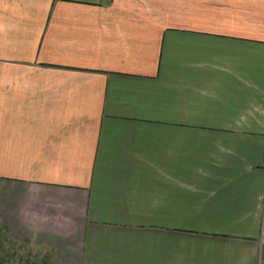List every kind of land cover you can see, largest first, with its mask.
I'll return each instance as SVG.
<instances>
[{
  "label": "crops",
  "instance_id": "crops-1",
  "mask_svg": "<svg viewBox=\"0 0 264 264\" xmlns=\"http://www.w3.org/2000/svg\"><path fill=\"white\" fill-rule=\"evenodd\" d=\"M1 233L264 264V0H0Z\"/></svg>",
  "mask_w": 264,
  "mask_h": 264
},
{
  "label": "rangeland",
  "instance_id": "rangeland-1",
  "mask_svg": "<svg viewBox=\"0 0 264 264\" xmlns=\"http://www.w3.org/2000/svg\"><path fill=\"white\" fill-rule=\"evenodd\" d=\"M4 236L5 233L0 234V255L3 257L6 264H25L22 259L26 261V259H29V256H32L31 260L34 262H39L42 259V250L39 247L29 246L24 247V249L21 248L18 251V248H15L13 244L5 240Z\"/></svg>",
  "mask_w": 264,
  "mask_h": 264
},
{
  "label": "trees",
  "instance_id": "trees-1",
  "mask_svg": "<svg viewBox=\"0 0 264 264\" xmlns=\"http://www.w3.org/2000/svg\"><path fill=\"white\" fill-rule=\"evenodd\" d=\"M14 246H15V248L17 247V245H15L14 244ZM18 249V251H19V249H21V247L19 248V247H17ZM24 249V248H23ZM29 259L27 260L26 259V261H25V259H22V260H24L23 262L26 264H50V263H47V261L45 260V261H42V262H37V261H31L30 260V257H28ZM37 258V257H36ZM46 259V258H45ZM0 264H6V262H5V260L3 259V257H1V255H0Z\"/></svg>",
  "mask_w": 264,
  "mask_h": 264
}]
</instances>
